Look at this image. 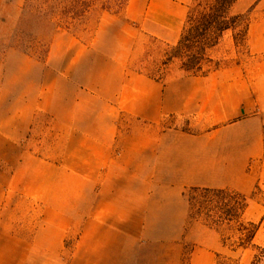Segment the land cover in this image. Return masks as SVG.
<instances>
[{
  "label": "crops",
  "instance_id": "0c3cea01",
  "mask_svg": "<svg viewBox=\"0 0 264 264\" xmlns=\"http://www.w3.org/2000/svg\"><path fill=\"white\" fill-rule=\"evenodd\" d=\"M4 1L0 10L8 5ZM263 11L264 0L249 10L250 54L264 52ZM122 12L148 34L175 43L185 4L126 0ZM223 37L226 47L221 39L210 53L220 49L219 59H235L204 67L203 74L179 64L161 78L116 68L120 76L110 99L127 116L124 124L120 117H81L78 107L62 117H44L52 140L43 159L24 143L38 117H0V264L182 263L183 235L191 226L184 190H240L249 162L264 149L263 121L251 113L264 106L254 67L240 62V45L230 32ZM59 38L68 43L62 68L71 72L83 49L62 34L51 40L50 51ZM4 72L0 63V79ZM52 90L49 83L40 91L46 112ZM21 122L29 124L22 129ZM198 253L211 259L213 252L194 248L191 258Z\"/></svg>",
  "mask_w": 264,
  "mask_h": 264
},
{
  "label": "rangeland",
  "instance_id": "374dc122",
  "mask_svg": "<svg viewBox=\"0 0 264 264\" xmlns=\"http://www.w3.org/2000/svg\"><path fill=\"white\" fill-rule=\"evenodd\" d=\"M81 1L5 0L8 5L0 10V18L5 20L0 25V63L5 67L0 79V117H38L36 131L24 143L42 159L46 156V144L52 140L44 117H62L78 107L81 117H120L118 123L124 124L121 118L127 116L110 99L115 98L114 87L120 76L115 69L137 70L161 78L179 64L177 59H167L169 47L175 43L148 34L141 23L124 16L123 6L111 2L110 8H104V0H84V5ZM180 1L185 4V20L188 9L198 0ZM257 1L238 0L233 11L238 12L240 5V13L246 12L249 22V10ZM103 12L116 14L117 18L103 16ZM62 34L73 36L83 49L71 72L62 68L68 61L67 55L62 57L68 43L59 38L58 45L50 51L51 40ZM222 39L223 48L226 38ZM219 52L220 49L210 53L212 61L205 67L235 59L234 55L219 59ZM240 62L254 67L257 94L264 98V52L250 54L246 43L240 44ZM49 83L53 85V99L50 111L46 112L40 91ZM251 113L261 117L264 133V106L252 107ZM28 124L21 122L22 129ZM90 124L86 121V130ZM29 156L26 154V160ZM247 168L248 175L240 181V190L227 187L246 195V208L240 219L228 225L224 222L217 232L203 227L207 226L203 216H189L191 226L183 235L186 239L181 264H264V149ZM232 200L240 202L239 197ZM184 201L189 210L186 196ZM250 224L255 225L254 238L241 245L240 232L253 228ZM194 248L210 249L211 259L199 253L192 259Z\"/></svg>",
  "mask_w": 264,
  "mask_h": 264
},
{
  "label": "trees",
  "instance_id": "16d2710c",
  "mask_svg": "<svg viewBox=\"0 0 264 264\" xmlns=\"http://www.w3.org/2000/svg\"><path fill=\"white\" fill-rule=\"evenodd\" d=\"M81 0H77V2ZM238 0H198L188 9L178 40L169 47L167 59H177L180 67L191 74H203L204 67L211 62L210 50L216 46L226 32H230L235 45L245 44L248 31L246 12H234ZM82 0L81 5L86 4ZM111 2L122 7L126 0H104V8ZM85 8V7H84ZM215 62L213 66H218ZM257 188V186H256ZM189 216H203L204 223L219 232L220 227L239 220L246 208V195L227 187H187ZM239 197L235 203L232 198ZM240 232L238 242L249 243L255 235V225Z\"/></svg>",
  "mask_w": 264,
  "mask_h": 264
}]
</instances>
